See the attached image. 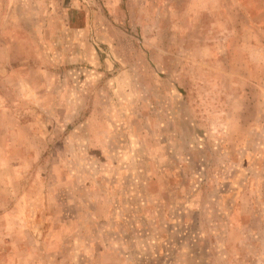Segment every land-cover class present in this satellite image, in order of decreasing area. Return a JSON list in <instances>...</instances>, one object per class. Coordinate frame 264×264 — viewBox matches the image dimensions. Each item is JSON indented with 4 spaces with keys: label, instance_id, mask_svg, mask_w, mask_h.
Listing matches in <instances>:
<instances>
[{
    "label": "rangeland",
    "instance_id": "obj_1",
    "mask_svg": "<svg viewBox=\"0 0 264 264\" xmlns=\"http://www.w3.org/2000/svg\"><path fill=\"white\" fill-rule=\"evenodd\" d=\"M0 264H264V0H0Z\"/></svg>",
    "mask_w": 264,
    "mask_h": 264
}]
</instances>
